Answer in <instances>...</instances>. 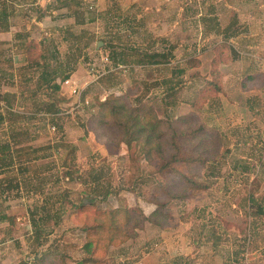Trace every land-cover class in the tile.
<instances>
[{
    "label": "rangeland",
    "instance_id": "rangeland-1",
    "mask_svg": "<svg viewBox=\"0 0 264 264\" xmlns=\"http://www.w3.org/2000/svg\"><path fill=\"white\" fill-rule=\"evenodd\" d=\"M111 46L123 51V64L115 65ZM169 47L170 64L136 62L138 51ZM42 56L61 73L58 92L39 89L42 68L29 64ZM0 89L15 93L10 108L0 101V148L10 146L0 153V264H35V249L80 264L89 256L82 222L94 209L127 206L149 216L158 207L152 189L169 174L157 172L160 159L92 123L95 100L109 94L142 97L160 117L192 112L194 126L212 130V164L195 176L202 187L186 188L183 200L164 207L168 217L155 218L162 227L148 220L130 228L134 235L84 264H264V0H0ZM196 96L195 106L186 102ZM49 103L62 109L56 123ZM63 190L75 202L108 195L61 213L55 225L41 207Z\"/></svg>",
    "mask_w": 264,
    "mask_h": 264
},
{
    "label": "trees",
    "instance_id": "trees-1",
    "mask_svg": "<svg viewBox=\"0 0 264 264\" xmlns=\"http://www.w3.org/2000/svg\"><path fill=\"white\" fill-rule=\"evenodd\" d=\"M3 12L2 18L5 21L6 28H9L7 13ZM224 37L230 39L231 35L227 33L224 34ZM111 47L113 48L112 57H117L119 61L115 65L123 64L121 63L124 62L122 59L123 51H116L115 47ZM231 51L233 55L238 56L236 51L232 49ZM173 58L171 47L164 51L147 49L138 51L136 62L137 64L151 68L157 65L170 64ZM42 59L43 62L34 60L29 64L30 66L35 65L42 68L38 77L39 89L46 88L51 90V92H58L61 87L60 83H56L55 77L61 73L57 69L50 68V65L44 61L43 56ZM187 64L194 66L198 65V62L196 60H189ZM177 72L181 74L184 73V70ZM68 76V74H65L63 80L67 79ZM194 77L195 75L191 76V78ZM206 84L210 85L211 82H207ZM176 87L168 89L167 99L169 101H166V107L171 102H174L172 90ZM14 98L15 93L2 92L0 89V101L5 102V105L9 108L12 106L11 100L13 101ZM134 100L136 106L133 103ZM134 100L132 101L129 97L113 94H109L103 101L96 99L94 104L98 107V113L91 117L92 123L95 122L98 126L105 128V130L113 131V137L116 142L125 144L128 149L133 144L138 146L139 152L150 161L153 154H155L160 159L157 172L163 174L164 171H168L169 174L162 181L156 182L152 189V197L157 202L158 207L149 216H143L141 211L131 207L117 206L105 210L96 208L92 211L91 218L83 220L81 226L85 234L83 249L89 256L82 259L80 264L94 262L98 258L97 253L99 251L106 252L109 246L123 241L128 235H134V233L128 234L127 231L130 228L132 230L142 229L144 222L148 220L162 227V222L156 221L155 218L158 215L168 217V213L164 211V207L169 204L170 200H183L186 197V188L202 187L203 185L197 183L195 176L199 174L201 169H207L208 163L212 164L210 161L212 157L206 138V134L211 133L212 130L208 129L205 124L194 126L196 116L192 112L173 116L166 111L165 115L160 117L151 106L143 102L142 97ZM197 101L198 96L186 102H190L191 106H195ZM46 106V111L49 112L46 113L51 114V121L56 123V114L61 112L62 109L56 103L54 105L49 103ZM2 119L3 117L0 115V120ZM2 148H0V153L2 150H9L10 146L5 145ZM67 171L68 174H71L70 172L77 170L70 167ZM94 180L96 182L100 180L99 174L94 176ZM107 195L108 191L104 194H98L93 198L75 202L70 196V191L63 190L55 197L56 200H54V197H47L45 199V205L41 207V209L45 210V216L42 219H47L48 217L54 221L55 225H58L61 213H65L70 209L83 212L92 207L97 199L103 200ZM247 198L250 203L256 202L252 193H249ZM49 212L51 213L50 215ZM261 212L262 209L258 207L257 213ZM34 214L35 212L32 211V215ZM4 218L8 219V221L11 220L9 215L1 217V219ZM38 222L35 219L33 220L34 227L36 228L34 234L39 246L42 230L38 229ZM30 254L33 256L32 261L35 264H66V255L56 249L53 251H42L41 253L35 249Z\"/></svg>",
    "mask_w": 264,
    "mask_h": 264
},
{
    "label": "crops",
    "instance_id": "crops-1",
    "mask_svg": "<svg viewBox=\"0 0 264 264\" xmlns=\"http://www.w3.org/2000/svg\"><path fill=\"white\" fill-rule=\"evenodd\" d=\"M23 36V35H22ZM261 214H262V212H261ZM260 215V214H259ZM255 233H256V231H255ZM261 249V248H260ZM264 251V250H263ZM260 252H262V250L260 251ZM262 256L261 255H259V258H261Z\"/></svg>",
    "mask_w": 264,
    "mask_h": 264
},
{
    "label": "water",
    "instance_id": "water-1",
    "mask_svg": "<svg viewBox=\"0 0 264 264\" xmlns=\"http://www.w3.org/2000/svg\"><path fill=\"white\" fill-rule=\"evenodd\" d=\"M101 44V41L98 42L97 47Z\"/></svg>",
    "mask_w": 264,
    "mask_h": 264
}]
</instances>
